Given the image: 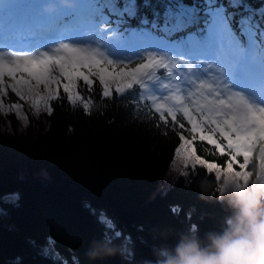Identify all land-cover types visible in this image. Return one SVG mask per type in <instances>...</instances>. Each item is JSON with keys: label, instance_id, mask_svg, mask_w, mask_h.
Instances as JSON below:
<instances>
[{"label": "trees", "instance_id": "1", "mask_svg": "<svg viewBox=\"0 0 264 264\" xmlns=\"http://www.w3.org/2000/svg\"><path fill=\"white\" fill-rule=\"evenodd\" d=\"M243 2L264 6V0ZM80 91L92 102L88 112L63 99L61 89L51 115L29 114L25 106L22 128L14 113H0V264H166L181 237L195 235L206 245V234L223 231L233 214L232 189L220 192V181L203 167L149 197L181 143L178 127L159 121L134 93L104 98L98 84L88 92L82 83ZM17 101L11 92L5 98L6 105ZM196 148L226 166V157L206 143L197 141ZM258 157L259 145L244 169L253 173L249 182L261 174ZM50 241L56 257L43 251Z\"/></svg>", "mask_w": 264, "mask_h": 264}, {"label": "snow or ice", "instance_id": "2", "mask_svg": "<svg viewBox=\"0 0 264 264\" xmlns=\"http://www.w3.org/2000/svg\"><path fill=\"white\" fill-rule=\"evenodd\" d=\"M44 11L56 24L79 26L42 44L0 40V113L19 117L27 105L36 116L51 115L61 89L63 99L88 112L92 102L80 85L91 92L98 84L104 98L134 93L159 121L178 127L175 155L182 168L201 166L247 183L253 173L233 165L242 158L239 168L245 169L259 145L264 174V6L257 10L243 0H75ZM9 92L18 101L6 105ZM197 141L226 157V166L198 155Z\"/></svg>", "mask_w": 264, "mask_h": 264}, {"label": "clouds", "instance_id": "3", "mask_svg": "<svg viewBox=\"0 0 264 264\" xmlns=\"http://www.w3.org/2000/svg\"><path fill=\"white\" fill-rule=\"evenodd\" d=\"M60 3L68 6L72 0ZM229 204L233 214L223 231L206 234V245L195 235L181 237L168 249L173 258L166 264H264V178L233 182Z\"/></svg>", "mask_w": 264, "mask_h": 264}, {"label": "rangeland", "instance_id": "4", "mask_svg": "<svg viewBox=\"0 0 264 264\" xmlns=\"http://www.w3.org/2000/svg\"><path fill=\"white\" fill-rule=\"evenodd\" d=\"M42 1H46V0H2V2L4 4H6V5H2V6L0 5V17L2 18L0 20V23H3V26H0V30L4 31L5 29H10V28L16 29V25L14 23V20L9 21V22H7L5 20V15L4 14H6V13H4V12H10L13 15V18L17 17L20 21H25V20H27V17L29 15H34L37 18V22H40L44 18L43 15L41 16V14H40V13L44 12V9L40 6L42 4ZM47 2L48 3H46L45 6L48 5V4L52 5V4L60 3V0H48ZM74 2H75V0H72V3H74ZM35 24L36 23H33V25H35ZM25 26H29V24H26ZM33 29L34 28H32L31 30H33ZM42 29L47 31V33H50L51 30H52V26L51 25H46ZM122 54L125 55V56H131L132 52L123 51ZM26 108H28L27 105H26ZM28 110L30 111L29 114H32L31 109H28ZM1 114L3 116L4 113H1ZM32 115H34V114H32ZM14 116H15L16 120L18 121V124H19V126L21 128L26 125L27 119H24V116H27V118H28V114H25L22 111L20 113L19 117H17L16 114ZM175 153H176V150H175ZM175 153H174V157H173V160H172L171 164L169 165V167L165 171V173H164L160 183L158 184V186L153 190V192L149 196L150 198L152 196H154L155 194H159V193L165 192L168 188H170V186L173 184V182L176 180L177 177L186 175L188 173L190 168L187 169V170L182 168L179 165L178 158L176 157ZM174 161H176V163H174ZM209 162H212V161H209ZM237 165H239V162L237 163ZM198 167H201V166H198ZM233 170L234 171H244V169L243 170L240 169V168L239 169H235L234 167H233ZM215 176L220 181V184H219L220 185V187H219V191L220 192H223L227 188H231L232 189L233 182L238 183V184L242 183V184H245V185H247L248 182H249V180H248V182L245 183L240 178L229 177L228 175H225V174H221L219 176H217L215 174ZM262 178H264V174L261 173L253 181V183L260 182ZM6 200L9 201V202H12L14 200V197H12V196L8 197ZM106 222L109 224L108 221H106ZM43 251H44V253H51L55 257L57 256L49 242H47L46 246L43 248Z\"/></svg>", "mask_w": 264, "mask_h": 264}, {"label": "bare ground", "instance_id": "5", "mask_svg": "<svg viewBox=\"0 0 264 264\" xmlns=\"http://www.w3.org/2000/svg\"><path fill=\"white\" fill-rule=\"evenodd\" d=\"M40 14H41V16H42V15H47L45 12H42V13H40ZM29 16H32V15H29Z\"/></svg>", "mask_w": 264, "mask_h": 264}]
</instances>
